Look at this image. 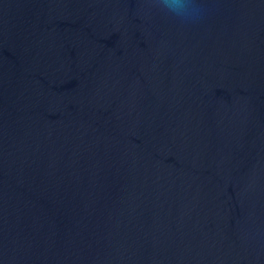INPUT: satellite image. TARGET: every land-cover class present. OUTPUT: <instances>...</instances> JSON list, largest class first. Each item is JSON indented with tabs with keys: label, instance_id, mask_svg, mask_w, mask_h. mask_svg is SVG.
Segmentation results:
<instances>
[{
	"label": "water",
	"instance_id": "obj_1",
	"mask_svg": "<svg viewBox=\"0 0 264 264\" xmlns=\"http://www.w3.org/2000/svg\"><path fill=\"white\" fill-rule=\"evenodd\" d=\"M0 0V264H264V0Z\"/></svg>",
	"mask_w": 264,
	"mask_h": 264
},
{
	"label": "clouds",
	"instance_id": "obj_2",
	"mask_svg": "<svg viewBox=\"0 0 264 264\" xmlns=\"http://www.w3.org/2000/svg\"><path fill=\"white\" fill-rule=\"evenodd\" d=\"M160 9L181 22H194L202 15L200 0H158Z\"/></svg>",
	"mask_w": 264,
	"mask_h": 264
}]
</instances>
